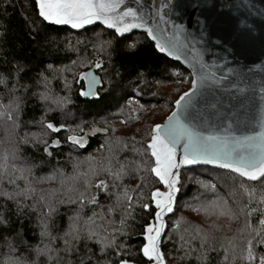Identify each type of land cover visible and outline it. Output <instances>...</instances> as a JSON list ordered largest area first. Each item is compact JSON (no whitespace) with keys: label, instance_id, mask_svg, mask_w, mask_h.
Instances as JSON below:
<instances>
[{"label":"trees","instance_id":"trees-1","mask_svg":"<svg viewBox=\"0 0 264 264\" xmlns=\"http://www.w3.org/2000/svg\"><path fill=\"white\" fill-rule=\"evenodd\" d=\"M97 61L102 64V69L93 67ZM74 67L78 71L76 75L69 77L68 73L62 74ZM89 70L96 72L102 81L97 95L92 98L80 95L86 87L79 73ZM190 78V73L181 64L160 54L145 34L119 37L100 25L78 32L69 27H54L42 22L34 0H0V104L12 107L14 101L19 103V111L14 110L16 133L29 138V143L21 145V155L37 165L34 170L36 177L54 178V182L42 189L47 198L52 194L55 203L57 193L69 185L79 192L88 188L92 195L98 197L96 205L83 208L82 220H79L77 227L94 212L103 214L106 221H114L109 232L121 227L122 209L117 208L108 214V208L116 204L115 198L88 185L107 178V173L102 172L101 168L109 166V162L116 165L117 160L127 163L140 159L132 152L131 138L135 137L136 141L146 146L150 140V129L174 109L176 99L188 89ZM130 101L135 102L136 106L133 107ZM4 112L5 109L0 108V113ZM4 118L0 115V120ZM42 122L64 125L65 129L73 131L52 133L43 127ZM8 123L11 124V121ZM5 134L4 128L0 127V139ZM34 134L46 140L49 147L53 140H59L60 147L51 149L52 155L49 157L44 153L45 145L32 142ZM68 135L85 136V147H75L67 142ZM124 143H128L126 149L122 148ZM10 163L20 164L21 161L10 160ZM234 175L210 167L183 170L175 212L168 218L167 232L162 241L167 263L201 264L196 258L198 252L190 255H186V252L189 248L199 251L200 241L191 239L193 226L207 228L216 220L215 217L206 218L203 211L192 210L201 208L203 203L215 198L214 193L202 187L203 184H215L217 194L227 200L230 207H235L234 200L241 206L248 204L249 194H252V207H264L257 203L264 198V181L233 179ZM148 181L152 189L161 186L154 183L151 176ZM18 183L23 187L22 181ZM137 183L136 179L125 177L122 186L131 189ZM17 199L25 206L22 215L17 214L16 202L0 197V212L9 221L7 227L0 225V238L19 233L28 243H37L39 213L46 212V209L37 205L33 210L30 207L35 203L33 199ZM77 208L78 205L74 203L58 205L52 219L55 233L69 230V218ZM259 218V213L252 217L253 225L258 223ZM151 219L152 216L136 208L133 216L126 220L124 231L127 235L116 234V243L131 250L132 254L126 257L129 261L146 264L138 248L144 243L141 234L143 227ZM216 222L222 226V230L215 235L221 238L225 247L229 239L237 243L235 259L229 250L228 264H245L241 259L242 238L239 234L244 217L231 220L224 217ZM96 223L100 224L101 221L97 219ZM85 240L83 235L79 242H74L80 252L84 251L87 243L99 256V246L94 241ZM57 243L59 245V241ZM212 243L220 247V242ZM114 251L120 249L107 251V259L112 264L119 259L113 255ZM255 251L259 255L264 248ZM223 255L222 249L219 253L208 252L206 264H224ZM68 258L73 264H78L75 250Z\"/></svg>","mask_w":264,"mask_h":264},{"label":"snow or ice","instance_id":"snow-or-ice-1","mask_svg":"<svg viewBox=\"0 0 264 264\" xmlns=\"http://www.w3.org/2000/svg\"><path fill=\"white\" fill-rule=\"evenodd\" d=\"M38 16L42 22L52 25H70L72 29H82L86 25H93L99 22L107 29H114L116 35L120 36L130 32L132 29H142L147 33V37L156 42L155 47L161 53L174 56L177 60L181 57L193 68L192 88L183 93L175 101V110L167 117L164 124H156L150 129V140L146 146L142 142L131 138L132 152L140 157L139 160H132L127 163L116 161V165L101 168L107 173V178L98 180L94 185L98 192H103L110 198L114 197L116 204L108 208V214L121 208V227L109 232V228L114 223L112 220H105L104 215L94 212L87 221L84 222L86 231L84 232L86 242L94 241L99 246V256L92 251L85 243L84 251L80 252L76 247L75 254L78 255V264H112L107 259L109 249H120L114 251L113 255L119 257L115 264H130L126 258L131 255L130 249H125L123 244L116 243V234L127 235L124 231L126 220L133 216L136 208L143 210L147 215L152 216V222L147 223L142 230L144 243L139 246L138 252L146 260V264H165V258L160 248L162 234L165 231V216L174 212V204L181 187V170L189 166H212L214 169L225 170L226 174H235L233 179L239 177L250 182L264 181V132L254 136H235L214 134L212 129L224 130L223 124L226 119L223 101L210 91L211 84H219L226 76L217 78L215 63H207L204 53L207 51L208 22L206 18L197 15L194 23L198 29V36L192 32H186L183 23H177L173 16L179 17L180 12L175 10L173 0H161L157 7L154 3H146L145 0H133L134 7L128 6L125 0H34ZM121 6L123 10L121 11ZM191 7L199 8V3L193 2ZM166 10V11H165ZM240 23H243L242 21ZM249 29L252 25H247ZM170 29V31H169ZM217 46L223 42L219 39L213 41ZM199 45V46H198ZM103 47V45H101ZM225 55L231 53V49L224 48ZM95 69H102V64L97 61ZM234 71V69H233ZM80 80L85 83L86 90L80 92L81 96L93 97L97 95L94 91L102 85L100 78L92 70L79 73ZM2 82V81H0ZM180 82V81H178ZM67 87V85H66ZM42 98H46L43 97ZM15 110L19 111V103L13 102ZM9 121H13L12 112L6 114ZM43 127L52 133L61 130L72 132V129H65L64 125H54L51 122H42ZM82 132L83 129H80ZM66 141L75 147L84 148L85 136L68 135ZM25 142L29 143V138L25 137ZM32 142L45 145L44 153L52 155L51 149L60 147L59 140H53L51 147L44 139L33 135ZM140 147H137V145ZM128 143H124L122 148L126 149ZM95 175V170H93ZM154 178V183L163 187L152 189L148 177ZM125 177L136 179L138 183L135 188L122 186ZM206 191L215 194L213 200L202 204L201 208H193V211H203L206 218L215 217L207 228L193 226L191 239L199 240V251L189 248L186 255L198 252L197 260L201 264H206L208 252H218L223 250L224 264H228L229 250L235 253L237 243L233 239L227 241V247L216 236L222 230V226L216 221L221 218L237 219L244 217L243 228L240 230L242 238L241 259L245 264H264V252L256 254V249L264 248V207H252V194H249V203L240 205L235 200V207H230L227 200L217 194L215 184H203ZM243 188V184H241ZM247 191V189H244ZM34 191L30 187L22 190V194L27 198L28 194ZM16 194H8V198H14ZM196 199H199L197 197ZM42 208L46 209L44 217L54 216L58 208L53 203L52 194H49L47 202L41 196ZM98 197L92 195L88 188L84 192L77 191L76 196L68 203L77 204L79 208L86 205H96ZM59 204H65L59 201ZM264 205V198L257 202ZM17 214L22 215L25 207L18 200ZM36 210V205L30 206ZM70 217L69 235L75 234L79 237V227L77 223L81 219L78 214ZM259 213L258 223L253 225L252 217ZM4 218L0 212V220ZM99 219L100 224L96 221ZM41 235L47 232L46 219L41 218ZM103 233V235L101 234ZM183 239V238H182ZM212 241L220 242L217 248ZM103 257V258H102Z\"/></svg>","mask_w":264,"mask_h":264},{"label":"water","instance_id":"water-1","mask_svg":"<svg viewBox=\"0 0 264 264\" xmlns=\"http://www.w3.org/2000/svg\"><path fill=\"white\" fill-rule=\"evenodd\" d=\"M145 2L152 3L153 0H145ZM160 2L161 0H154L157 7ZM164 2L166 3L167 0H164ZM193 2L199 3L201 7L198 9L191 7L190 5ZM125 3L128 6H135L133 0H125ZM173 3L175 10L180 12L181 15L179 17L173 16L172 18L177 23H183L186 32H192L198 36L194 18L199 15L201 18L207 19L209 28L206 37L207 45H205L207 51L204 53V59L207 63L216 64L217 67L213 70L216 71L218 79L222 75L227 77L219 84L210 85V91L214 92L223 101L226 116L222 126L224 130L212 129L214 134L218 132L220 135L254 136L264 132V0H173ZM123 7L121 6V11ZM241 21L243 23H240ZM249 24L252 25L251 29L247 27ZM97 25L107 29L105 25L100 24L98 21L93 25H86L82 29H72L70 25L53 26L69 27V29L78 32ZM107 30L115 32L114 29ZM133 33H142L147 36V33L142 29H132L119 37L129 36ZM217 39L223 42L220 46L213 43ZM149 40L154 45L156 44L154 40L150 38ZM225 47L231 49L229 55H225ZM159 53L181 64L193 79V68L185 62L183 57L177 60L174 56H170L167 53ZM94 74L97 75L96 72ZM97 76L100 78L99 75ZM100 87L101 85L94 91L98 92ZM173 110H175V103ZM166 120L167 118L160 124H164ZM197 167L213 168L210 165L189 166L181 170V175L183 170ZM159 188L163 190L162 186ZM179 194L180 191L175 200L174 209ZM174 212L166 214L164 218L165 231L162 234V241L167 232L168 218ZM150 222H152V219ZM160 250L163 254L162 243ZM130 264L139 263L130 261ZM165 264H167L166 259Z\"/></svg>","mask_w":264,"mask_h":264},{"label":"clouds","instance_id":"clouds-1","mask_svg":"<svg viewBox=\"0 0 264 264\" xmlns=\"http://www.w3.org/2000/svg\"><path fill=\"white\" fill-rule=\"evenodd\" d=\"M0 108L5 109V114L11 111L13 115L11 124L8 123L9 120L6 115H3L5 118L0 120V127H3L6 133L4 138L0 139V197L13 202H16L19 197L25 200L33 199L35 203L32 205H36V207L38 205L42 208L41 196L45 198V202L48 200L42 189L44 186L54 182V178L41 179L35 176L34 170L37 165L21 155L23 152L21 145L27 143L25 142V137H21L16 133L15 105L13 104L12 107H9V105L0 104ZM10 160H19L21 163L13 164L10 163ZM59 174L58 172L57 175ZM18 181L23 182V187ZM26 187L34 190L28 194L27 198L22 194V190ZM77 191L79 190L71 185L61 189L54 200L57 208L59 201L68 203L76 196ZM8 194L16 195L14 198L9 199ZM82 213L83 208L78 207L80 220H82ZM74 215H77V211L73 213ZM53 217H44L42 211L39 213V241L37 243H28L19 233L4 235L0 238V264H73V261L68 257L76 249V243L74 242H79L83 237L86 226L84 223L81 224L78 238L75 234H67L68 231L55 233L54 225L52 224ZM41 218L46 219L47 222V232L43 236L41 235ZM0 225L7 227L9 221L3 218L0 220Z\"/></svg>","mask_w":264,"mask_h":264},{"label":"rangeland","instance_id":"rangeland-1","mask_svg":"<svg viewBox=\"0 0 264 264\" xmlns=\"http://www.w3.org/2000/svg\"><path fill=\"white\" fill-rule=\"evenodd\" d=\"M104 42H105V40L102 41V43H104ZM77 72H78V71H76V67H74V68L66 69L65 71L62 72V74H66V73H68V74H69V77H70V76L76 75ZM58 75H59V73L57 74L56 77H58ZM68 79H69V78H68ZM191 82H192V77L190 78V80H189L188 83H187V88H188V89H190ZM188 89H187V90H188ZM187 90H185V91H187ZM185 91H184V92H185ZM184 92H183V93H184ZM181 94H182V93H181ZM181 94H180V95H181ZM163 95H164V92H163ZM178 98H179V97H178ZM178 98H177V99H178ZM177 99H176V100H177ZM130 104H131L133 107L136 106V103L133 102V101H130ZM172 111H173V110H172ZM172 111H171V112H172ZM171 112H170V113H171ZM169 115H170V114H168V116H169ZM168 116H166V117L164 118V120H163L162 122H160V123H163V122L165 121V119H166ZM160 123H157V124H160ZM155 125H156V124H155ZM155 125H154V126H155ZM181 179H182V175H181ZM181 182H182V180H181ZM167 264H169V263H167Z\"/></svg>","mask_w":264,"mask_h":264}]
</instances>
